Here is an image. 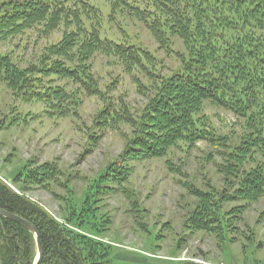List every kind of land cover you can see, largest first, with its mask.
<instances>
[{"label":"rangeland","instance_id":"obj_1","mask_svg":"<svg viewBox=\"0 0 264 264\" xmlns=\"http://www.w3.org/2000/svg\"><path fill=\"white\" fill-rule=\"evenodd\" d=\"M89 2L101 12L104 36L127 39L149 52L152 63L144 71L127 70L98 54L88 62L89 84L36 76L44 87L30 89L31 95L0 79V184L74 236L100 244L99 253H108L112 264H264V198L247 201L237 192L246 174L264 162L257 150L237 152L249 137L248 120L206 101L199 115L217 134L216 143L180 141L164 158L136 159L127 146L150 115L162 79L156 80L177 72L187 50L179 37L166 50L135 20L111 23L108 0ZM47 28L37 24L0 40V59L20 70L38 66L68 31L64 24ZM47 88L56 91L45 99ZM58 91L78 102L66 105L69 113L51 107L56 95H49ZM114 169L129 176L123 185L101 181ZM31 172L49 180L34 182ZM191 189L214 198L221 232L195 228L200 201ZM34 252L35 262L37 246Z\"/></svg>","mask_w":264,"mask_h":264},{"label":"trees","instance_id":"obj_2","mask_svg":"<svg viewBox=\"0 0 264 264\" xmlns=\"http://www.w3.org/2000/svg\"><path fill=\"white\" fill-rule=\"evenodd\" d=\"M108 1L112 7L111 23L118 18L135 20L143 23L166 50L174 37H179L187 50L177 72L170 78L156 80L162 79L154 90L149 107L152 108H148L150 115L139 124L137 136L127 146L134 157L164 158L180 141L216 143L217 134H210V124L199 115L204 103L209 101L248 120L249 137L244 138L237 152L247 155L254 149L262 152L264 159V0ZM42 23L48 31L64 24L68 30L64 42L47 48L39 65L27 70L18 69L8 58H1L0 79L12 89L31 95L30 89L44 87L43 79L36 76L64 78L82 85L88 80L89 84L92 81L87 74L91 70L88 62L98 54L117 59L127 70L144 71L148 69L147 63H152L150 53L143 48L125 38L117 41L104 36L101 12L89 0H0V40ZM52 91L56 90L47 88L44 98ZM55 95L49 101L60 112L69 113L66 105L78 103L65 92L49 96ZM30 175L34 182L39 181L38 177L49 180L47 174L31 172ZM128 177L114 169L110 177H102L101 181L120 186ZM191 190L200 201L192 218L195 228L221 232V222L213 208L214 198L210 201L211 195ZM237 192L244 193L247 201L264 198V162L246 174ZM0 209L36 227L44 249L41 264H112L108 253H99L100 244L74 236L2 184ZM35 246V238L28 230L0 217V264H33Z\"/></svg>","mask_w":264,"mask_h":264},{"label":"water","instance_id":"obj_3","mask_svg":"<svg viewBox=\"0 0 264 264\" xmlns=\"http://www.w3.org/2000/svg\"><path fill=\"white\" fill-rule=\"evenodd\" d=\"M0 217L19 224L20 226L24 227L34 236L35 241H36V246H37V257L33 264H41L43 260V256H44V249H43V245L41 242L40 234L37 231L36 227L33 224H31L29 221L19 216H16L14 214H10L2 209H0Z\"/></svg>","mask_w":264,"mask_h":264}]
</instances>
